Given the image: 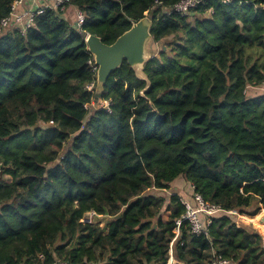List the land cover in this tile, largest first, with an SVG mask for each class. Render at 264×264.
Returning <instances> with one entry per match:
<instances>
[{
    "label": "trees",
    "instance_id": "1",
    "mask_svg": "<svg viewBox=\"0 0 264 264\" xmlns=\"http://www.w3.org/2000/svg\"><path fill=\"white\" fill-rule=\"evenodd\" d=\"M179 1L69 0L0 35L1 264H169L178 227L172 264H264L262 235L229 212L264 207V93L247 91L264 83V0L165 10ZM154 7L151 86L124 61L95 102L86 35L111 44ZM179 178L225 209L200 234L178 224L180 195L151 192Z\"/></svg>",
    "mask_w": 264,
    "mask_h": 264
},
{
    "label": "water",
    "instance_id": "2",
    "mask_svg": "<svg viewBox=\"0 0 264 264\" xmlns=\"http://www.w3.org/2000/svg\"><path fill=\"white\" fill-rule=\"evenodd\" d=\"M155 10L157 7L145 13L144 17L134 22L111 44L105 43L98 35H86L88 51L98 66L95 102L101 98L111 74L120 68L124 61L128 62L139 79L147 81L146 89L151 86L145 65L154 56L150 44L153 41L151 27ZM75 25L77 26V23Z\"/></svg>",
    "mask_w": 264,
    "mask_h": 264
},
{
    "label": "built area",
    "instance_id": "3",
    "mask_svg": "<svg viewBox=\"0 0 264 264\" xmlns=\"http://www.w3.org/2000/svg\"><path fill=\"white\" fill-rule=\"evenodd\" d=\"M25 0H15L12 4L11 7V12L7 17H4L1 19V24H0V35L5 33V31L9 28H14L18 27L21 29L23 32L26 31L27 28L31 27L34 23V19L37 15L43 13L46 8L48 7H61L64 8L66 3L69 2V0H55V3L52 5H46L42 7H38L36 9H31V10H19V6L23 4ZM206 0H180L177 2L174 6L170 8H165L166 11L169 12H178L181 14H187L189 13L192 9L198 7L199 5L205 3ZM227 2V0H225ZM157 5H160L157 4ZM76 22L77 27H80L84 20H85V13L81 10L76 11ZM76 26V25H75ZM89 64L92 65L93 69L97 71V64H95L94 59L89 60ZM261 86H264L263 84H260ZM88 88L92 90L95 87V82L89 83ZM95 104V103H94ZM105 105H108L109 102L105 101ZM183 203L186 206V212L183 215L182 219L178 221V224L180 225L183 220H188L191 223L193 232L196 234H200L203 231V222L201 220V216L203 215L206 218V224L210 225L212 222V218L219 212H224L225 209H223L220 205L211 203L206 201L203 196L200 193H193V202H190L184 198H182ZM232 214H238L237 211L235 210H230L229 211ZM102 216L101 214H98L96 211L91 210L88 211L82 221L88 222V223H96L99 224L96 220L97 217ZM238 223V221H237ZM100 225V224H99ZM239 225V223H238ZM101 226V225H100ZM179 235V227L176 229V237L173 239L174 240L178 237ZM171 243V248H170V260L169 264H172L176 262L173 256V249H172V244ZM231 260L225 259L223 257H217L214 259L210 264H230ZM1 264V263H0ZM52 264H70L67 261H60L57 260ZM88 264H101L98 262H90Z\"/></svg>",
    "mask_w": 264,
    "mask_h": 264
},
{
    "label": "rangeland",
    "instance_id": "4",
    "mask_svg": "<svg viewBox=\"0 0 264 264\" xmlns=\"http://www.w3.org/2000/svg\"><path fill=\"white\" fill-rule=\"evenodd\" d=\"M164 44V41L160 42V43H155V42H151L150 44V49L151 51L157 52L158 48L160 47V45ZM171 47L165 48V50L170 52ZM260 88H264V86H259ZM264 90L260 89L258 92H262ZM105 103V102H104ZM181 179V178H179ZM177 179V181H181ZM185 186L183 189H186L187 187L189 188V184L188 182L185 181ZM152 193L154 194H161V195H165L166 197H170L172 194L176 193V194H180L178 191L175 190L174 188V184L172 183L170 188L166 189V190H158V189H152L151 190ZM255 207V206H253ZM237 217V221L239 223V225H248L253 227L254 229H256L263 237L264 239V231L261 228L262 226V222L264 221V207L261 208L260 212L255 214V215H250L249 213L245 212V213H241L238 212V214H234ZM164 216H168V214L166 212H164ZM97 222L101 225L100 227L104 228V230L106 231L109 223H111L112 221V216L109 215H102L100 217L96 218Z\"/></svg>",
    "mask_w": 264,
    "mask_h": 264
},
{
    "label": "crops",
    "instance_id": "5",
    "mask_svg": "<svg viewBox=\"0 0 264 264\" xmlns=\"http://www.w3.org/2000/svg\"><path fill=\"white\" fill-rule=\"evenodd\" d=\"M55 3V0H25L22 5L19 6V10H31V9H36L38 7L46 6V5H52ZM78 8H73L68 13L66 14V18L70 19L71 22L75 23L76 22V14ZM259 86L261 85H250L247 88L248 94L251 96H256L262 92H258L260 89L264 90V88H260ZM181 181H174V188L176 191H178L180 196L190 202H193V193H192V185H189V188L187 187L186 189H183L185 186V180L183 178L179 179ZM189 184V183H188ZM174 256V255H173ZM175 259V257H174ZM176 260V259H175ZM230 264H236L234 262H231Z\"/></svg>",
    "mask_w": 264,
    "mask_h": 264
}]
</instances>
